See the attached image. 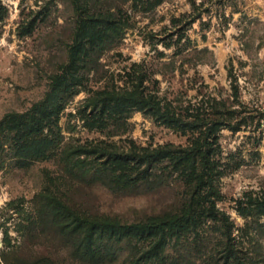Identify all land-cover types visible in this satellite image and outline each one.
Listing matches in <instances>:
<instances>
[{
	"label": "rangeland",
	"instance_id": "obj_1",
	"mask_svg": "<svg viewBox=\"0 0 264 264\" xmlns=\"http://www.w3.org/2000/svg\"><path fill=\"white\" fill-rule=\"evenodd\" d=\"M0 5L1 121L46 98L53 76L69 60L82 16L73 0H0ZM108 6L126 22L125 34L81 70L80 93L60 116L62 148L24 167L0 150V255L20 246L78 264L50 236L23 242L16 231L19 222L32 219L31 202L45 188L91 214L128 223L178 206L183 186L177 175L157 189L117 193L78 179L65 161L79 146L102 141L120 149L132 144L152 149L185 147L200 137L189 127L161 122L151 110L129 107V130L114 137L79 119L94 92L133 89L140 79L146 95L191 116L225 103L234 112L232 124L241 129L217 126L212 140L217 206L237 230L246 224L238 209L264 201V0H109ZM207 229L218 241L220 234Z\"/></svg>",
	"mask_w": 264,
	"mask_h": 264
},
{
	"label": "trees",
	"instance_id": "obj_2",
	"mask_svg": "<svg viewBox=\"0 0 264 264\" xmlns=\"http://www.w3.org/2000/svg\"><path fill=\"white\" fill-rule=\"evenodd\" d=\"M108 1L73 0L82 21L75 31L69 60L53 76L50 92L30 111L9 113L0 121V150L15 156L21 167L44 161L62 148L60 116L80 93L81 70L123 38L127 24L109 8ZM143 83L140 79L133 89L94 92L86 100V111L91 113L79 112V119L114 137L128 132L130 108L151 110L161 122L189 127L199 131L200 137L185 147L152 149L134 144L120 149L102 141L92 148L79 146L65 161L78 179L117 193L170 185L177 175L183 186L178 206L128 223L118 217L91 214L73 206L60 192L45 188L31 202L32 219L17 224L18 235L23 242L50 236L78 264H264V201L238 209L246 224L237 230L216 202L219 172L212 156V140L217 126L241 129L231 122L234 112L220 103V108L191 116L187 110L180 112L171 103L146 95ZM209 225L220 234L218 241L208 236ZM22 250L12 246L3 251L1 264H66L44 252Z\"/></svg>",
	"mask_w": 264,
	"mask_h": 264
},
{
	"label": "water",
	"instance_id": "obj_3",
	"mask_svg": "<svg viewBox=\"0 0 264 264\" xmlns=\"http://www.w3.org/2000/svg\"><path fill=\"white\" fill-rule=\"evenodd\" d=\"M0 247H1V242H0Z\"/></svg>",
	"mask_w": 264,
	"mask_h": 264
}]
</instances>
